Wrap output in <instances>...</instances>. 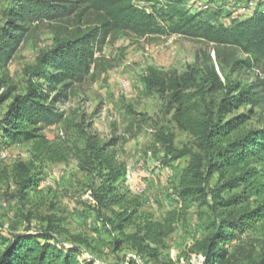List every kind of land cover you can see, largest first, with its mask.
Returning <instances> with one entry per match:
<instances>
[{"label":"trees","instance_id":"trees-1","mask_svg":"<svg viewBox=\"0 0 264 264\" xmlns=\"http://www.w3.org/2000/svg\"><path fill=\"white\" fill-rule=\"evenodd\" d=\"M140 2L142 6L133 0H16L8 14L12 21L0 34L2 65L34 23L92 19L94 27L72 39L56 40L50 51L39 56L36 65L28 69L23 94L11 97L13 89H9L0 95V105L10 101L0 120V146L24 143L32 148V161L18 163L11 171L14 196L22 205L31 204L30 195L39 192L42 182L33 171L34 164L42 159L61 162L73 156L80 170L101 177L99 186L88 192L96 218L110 234L117 235L114 251L127 246L142 260L157 264L165 239L174 233L183 214L198 205L206 208L204 216H208L203 223L204 235L194 242L190 254L200 255L202 264H264V128L244 129L246 115L224 120L234 108L264 102L260 91L264 79L257 89V85L237 87L212 69L208 77L192 70L179 76L154 69L141 76L147 92L165 96L176 128L194 141L193 147L177 149L170 134L160 130L154 134L155 145L169 162L188 158L177 185L180 211H170L163 222L141 213L138 197L122 190L126 169L116 160V151L110 149L115 145L113 140L104 143L89 135L81 149L53 150L42 135L44 128L61 123L64 115L56 112V107L74 85L85 81L95 64L94 49L110 36L179 35L202 41L234 51V58L247 56L234 61L232 69L236 71L264 62V9H255L250 17L231 26H217L198 13L186 11L184 0ZM2 86L0 80V89ZM206 86V94L222 93L218 104L206 101L201 91ZM7 175L6 169L0 168V186ZM214 176L217 182L210 189ZM237 189L241 191L231 193ZM225 193L229 196L224 197ZM39 222L45 224L41 230L26 227L0 233V264H94L82 257L94 252L86 239L58 229L51 217ZM61 236L69 244L60 242Z\"/></svg>","mask_w":264,"mask_h":264},{"label":"rangeland","instance_id":"rangeland-1","mask_svg":"<svg viewBox=\"0 0 264 264\" xmlns=\"http://www.w3.org/2000/svg\"><path fill=\"white\" fill-rule=\"evenodd\" d=\"M133 1L137 6L143 5L140 0ZM15 2L0 0V34L12 21L8 14ZM183 7L190 14L198 13L203 20L214 25L231 26L250 17L255 9H264V0L226 3L220 0H184ZM91 20L77 22L72 18L30 25L8 62L0 64V80L3 81L0 95L9 89H13L11 97L23 94L27 88L28 69L36 65L37 58L50 51L56 40H68L87 33L94 27ZM94 50L95 64L85 81L74 85L56 107L55 111L64 115L61 123L44 128L42 135L53 150L81 149L89 135L97 136L104 143L113 140L115 145L110 149L116 151V160L126 169L122 190L138 197L141 213L163 222L170 211H180L177 185L188 158L169 162L163 150L155 145L154 134L157 130L170 134L177 149L193 147L194 141L176 128L172 120L173 111L169 110L165 96L147 92L141 76L154 69L161 74L179 76L192 70L199 76L208 77L212 69L228 77L237 87L257 85L258 89L264 79V62L236 71L232 69L234 61L246 60L247 56L234 58L232 50L179 35L137 38L119 34L108 37L105 44ZM208 88L201 90L206 101L218 104L223 98L222 93L206 94ZM260 91L264 96V88ZM9 103L0 105V120ZM240 115L247 116L244 129L264 128V102L259 106L234 108L224 120ZM31 153L30 144L0 146V168L6 169L8 174L0 186V233L19 232L26 227L41 230L45 224L39 221L51 217L58 229L89 242L94 252H86L82 257L94 264H152L142 260L127 246L114 251L117 235L110 234L96 218L88 192L99 186L101 177L80 170L76 157L68 155L61 162L42 159L35 163L33 171L42 179L39 194L30 195L31 204H20L14 196L16 187L10 175L18 163L32 161ZM127 175L131 177L130 184L126 183ZM216 182V176L212 177L210 189ZM240 191L237 189L231 193ZM227 196L229 193L224 194ZM204 214L206 208L198 205H192L183 214L174 233L165 239V248L157 264H202V257L190 254V249L204 235L203 223L208 216ZM58 240L69 244L64 236Z\"/></svg>","mask_w":264,"mask_h":264},{"label":"built area","instance_id":"built-area-1","mask_svg":"<svg viewBox=\"0 0 264 264\" xmlns=\"http://www.w3.org/2000/svg\"><path fill=\"white\" fill-rule=\"evenodd\" d=\"M126 183L130 184L131 183V177L130 175L126 176Z\"/></svg>","mask_w":264,"mask_h":264}]
</instances>
